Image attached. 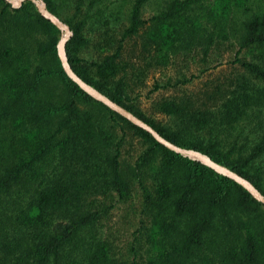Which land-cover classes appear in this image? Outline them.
Returning <instances> with one entry per match:
<instances>
[{
	"label": "trees",
	"instance_id": "obj_1",
	"mask_svg": "<svg viewBox=\"0 0 264 264\" xmlns=\"http://www.w3.org/2000/svg\"><path fill=\"white\" fill-rule=\"evenodd\" d=\"M42 1L76 76L264 200V0ZM60 35L0 0V264H264V203L82 91Z\"/></svg>",
	"mask_w": 264,
	"mask_h": 264
},
{
	"label": "water",
	"instance_id": "obj_2",
	"mask_svg": "<svg viewBox=\"0 0 264 264\" xmlns=\"http://www.w3.org/2000/svg\"><path fill=\"white\" fill-rule=\"evenodd\" d=\"M4 1L9 3L12 7H18L20 5V3L22 1H24V0H4ZM29 1H31L34 4V6L38 10V12L43 17L47 18L61 32H63L60 35V37H59V39H58V41L56 43V53H57V56L59 58L60 64L62 66V69L64 70V72L67 75V77L70 78L82 91H84L86 94H88L90 97L94 98L95 100L99 101L100 103L104 104L106 107L110 108L111 110H113L117 114L121 115L122 117H124L125 119L130 121L132 124H134V125L142 128V129L146 130L148 133L151 134V136L156 141H158L159 143H161L165 147H167V148H169V149H171V150H173L175 152L182 153L184 155L192 156V157H195V158L199 159L201 162H203L204 164H206L207 166L212 168L217 173L222 174L224 176H227V177L231 178L232 180H234L235 182H237L238 184H240L254 198H256L257 200H259V201L264 203L263 197L245 179H243L239 175L235 174L234 172L230 171L226 167L221 166L219 164H216V163L210 161L206 156H204V155H202V154H200L198 152L182 149V148H179V147H176V146L170 144L169 142L164 140L162 137H160L149 125H147L146 123H144L143 121H141L140 119L135 117L134 115L128 113L126 110H124L123 108L118 106L116 103L111 101L106 96L102 95L96 89H94L90 85L86 84L78 76H76L72 72V70L69 68V66H68V64L66 62L64 49H63V45H64L65 41L67 40V38L70 35L69 29L67 28V26L64 23H62L60 20H58L55 16L50 14L45 9V5H44V2L42 0H29ZM38 1L40 2V5H38Z\"/></svg>",
	"mask_w": 264,
	"mask_h": 264
},
{
	"label": "rangeland",
	"instance_id": "obj_3",
	"mask_svg": "<svg viewBox=\"0 0 264 264\" xmlns=\"http://www.w3.org/2000/svg\"><path fill=\"white\" fill-rule=\"evenodd\" d=\"M38 5H40L39 1H38ZM150 10H151V7L146 5L143 14L149 13ZM66 12L67 11H65V10L63 11L64 14H66ZM57 19L60 20L59 18H57ZM154 78H159L161 80V75H158V72H155L154 74H149L147 76V78H146L145 85L139 91V106L145 113L150 112L149 105H150L151 100L157 98L158 96L162 95L166 91L164 89H159V90H156V91H150L151 85L153 84V79ZM157 118H161V117L157 116Z\"/></svg>",
	"mask_w": 264,
	"mask_h": 264
},
{
	"label": "built area",
	"instance_id": "obj_4",
	"mask_svg": "<svg viewBox=\"0 0 264 264\" xmlns=\"http://www.w3.org/2000/svg\"><path fill=\"white\" fill-rule=\"evenodd\" d=\"M62 33V32H61Z\"/></svg>",
	"mask_w": 264,
	"mask_h": 264
}]
</instances>
